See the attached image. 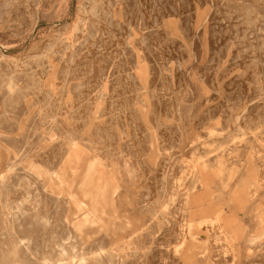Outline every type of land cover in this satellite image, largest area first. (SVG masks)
Here are the masks:
<instances>
[{
	"label": "rangeland",
	"instance_id": "1",
	"mask_svg": "<svg viewBox=\"0 0 264 264\" xmlns=\"http://www.w3.org/2000/svg\"><path fill=\"white\" fill-rule=\"evenodd\" d=\"M0 264H264V0H0Z\"/></svg>",
	"mask_w": 264,
	"mask_h": 264
}]
</instances>
